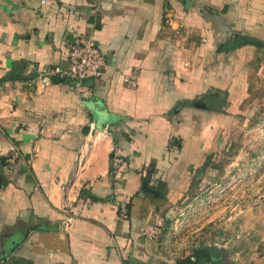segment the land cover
Returning <instances> with one entry per match:
<instances>
[{"label": "crops", "instance_id": "obj_1", "mask_svg": "<svg viewBox=\"0 0 264 264\" xmlns=\"http://www.w3.org/2000/svg\"><path fill=\"white\" fill-rule=\"evenodd\" d=\"M73 34L106 60L86 99L69 80L35 87L66 66ZM263 44L264 0H0V264H181L202 252L172 222L224 148L250 92L247 56ZM90 123L112 137L90 144ZM113 144L128 165L118 178ZM154 224L159 236H140Z\"/></svg>", "mask_w": 264, "mask_h": 264}, {"label": "rangeland", "instance_id": "obj_2", "mask_svg": "<svg viewBox=\"0 0 264 264\" xmlns=\"http://www.w3.org/2000/svg\"><path fill=\"white\" fill-rule=\"evenodd\" d=\"M247 57L256 64L249 79L245 72L250 92L220 135L224 148L202 167V180L191 181L171 226L178 242L197 234L187 243L221 250L225 264H264V55ZM121 205L128 214V204Z\"/></svg>", "mask_w": 264, "mask_h": 264}, {"label": "built area", "instance_id": "obj_3", "mask_svg": "<svg viewBox=\"0 0 264 264\" xmlns=\"http://www.w3.org/2000/svg\"><path fill=\"white\" fill-rule=\"evenodd\" d=\"M44 2V1H42ZM167 20H169L167 18ZM169 24V22H168ZM106 60L99 50L98 46L91 36H82L73 34L67 52V64L63 68L44 69L40 71L36 80L35 87H46L52 83L55 78L61 80H69L73 83L74 90L80 98H88L91 95V89L85 85L86 80L100 79L104 74ZM122 82L125 87L134 89L137 85L136 74L134 72L125 73L122 76ZM90 141L92 145L97 144L104 137L111 138V132L105 125L102 129H97L94 123L89 124ZM112 176L118 178L127 170V162L121 157L120 149L113 144L110 149ZM81 155V154H80ZM19 159V152L11 151L5 160L7 170H11L16 161ZM80 160L77 159V165ZM80 166V165H79ZM120 218L127 217V209L124 205L119 207ZM71 221V217H67L63 221L64 227H67ZM161 232L160 226L152 225L140 231V236H156ZM189 259L194 262L195 257L190 256ZM176 264V263H173Z\"/></svg>", "mask_w": 264, "mask_h": 264}, {"label": "water", "instance_id": "obj_4", "mask_svg": "<svg viewBox=\"0 0 264 264\" xmlns=\"http://www.w3.org/2000/svg\"><path fill=\"white\" fill-rule=\"evenodd\" d=\"M104 119L105 116H100V118L96 122L98 127L102 126V122ZM198 251H206L209 255V257L205 259V262L203 264H225L223 262V254L219 249L210 246H202L198 248Z\"/></svg>", "mask_w": 264, "mask_h": 264}, {"label": "trees", "instance_id": "obj_5", "mask_svg": "<svg viewBox=\"0 0 264 264\" xmlns=\"http://www.w3.org/2000/svg\"><path fill=\"white\" fill-rule=\"evenodd\" d=\"M248 43V42H246ZM194 257H195V261L194 262H190V260H186L184 262H182L181 264H203L205 262V259H207L209 257L208 253L206 251H202V252H194Z\"/></svg>", "mask_w": 264, "mask_h": 264}]
</instances>
